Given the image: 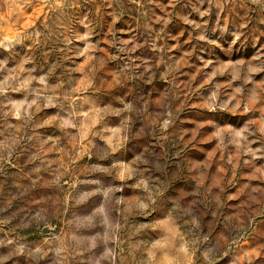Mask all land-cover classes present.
Here are the masks:
<instances>
[{"label": "rangeland", "instance_id": "rangeland-1", "mask_svg": "<svg viewBox=\"0 0 264 264\" xmlns=\"http://www.w3.org/2000/svg\"><path fill=\"white\" fill-rule=\"evenodd\" d=\"M0 264H264V0H0Z\"/></svg>", "mask_w": 264, "mask_h": 264}]
</instances>
